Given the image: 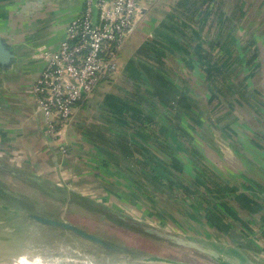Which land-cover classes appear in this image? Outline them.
Returning <instances> with one entry per match:
<instances>
[{"label": "crops", "instance_id": "crops-1", "mask_svg": "<svg viewBox=\"0 0 264 264\" xmlns=\"http://www.w3.org/2000/svg\"><path fill=\"white\" fill-rule=\"evenodd\" d=\"M82 6L0 0L16 55L0 70V171L215 240L228 264L264 257V0H140L115 74L75 108L61 152L30 85Z\"/></svg>", "mask_w": 264, "mask_h": 264}, {"label": "built area", "instance_id": "built-area-1", "mask_svg": "<svg viewBox=\"0 0 264 264\" xmlns=\"http://www.w3.org/2000/svg\"><path fill=\"white\" fill-rule=\"evenodd\" d=\"M140 0H83L65 25L55 49H41L43 65L30 85L44 116L48 139L67 151L63 133L75 118V108L118 68L119 54L140 17Z\"/></svg>", "mask_w": 264, "mask_h": 264}, {"label": "rangeland", "instance_id": "rangeland-1", "mask_svg": "<svg viewBox=\"0 0 264 264\" xmlns=\"http://www.w3.org/2000/svg\"><path fill=\"white\" fill-rule=\"evenodd\" d=\"M6 171L7 170H5V172ZM42 189L43 187L40 186L39 183H36L31 179H24L23 181V178L20 176H14L12 178L7 177L0 171V209L8 211L7 213L9 218L18 217L19 214L16 213V211L22 210L36 212L54 218L66 219L79 227L120 245L124 249L126 248L125 250H131L136 254H140L145 257H161L192 264H223L208 254L199 252L192 248L177 246L156 237H148L143 235L141 232H144V228L151 227L162 232H169V234H175L180 237L185 236L199 242H205L216 249H221L220 244L216 243L215 240L204 241L192 238L175 231L172 232L165 228L136 220L128 213L118 212L125 218L121 219L128 221L135 227L136 230H133L128 227H123L114 221L108 220L101 214V212H99L100 210L89 211L80 207H71L68 204L67 199L60 198L59 193L48 190L44 191ZM99 204L101 206L100 209L102 210H114L107 205H101V203ZM56 232L68 234L67 232L59 230H56ZM66 241L67 240L64 242L61 241L62 243H58L57 241L53 242L52 245L55 247V251L58 253H64L65 250H73V244H70L69 241L66 243ZM86 244L89 251L93 250L92 245L90 246V244ZM99 257L102 258L103 256ZM258 257L252 263L264 264V257Z\"/></svg>", "mask_w": 264, "mask_h": 264}, {"label": "bare ground", "instance_id": "bare-ground-1", "mask_svg": "<svg viewBox=\"0 0 264 264\" xmlns=\"http://www.w3.org/2000/svg\"><path fill=\"white\" fill-rule=\"evenodd\" d=\"M7 212L0 209V264H135L144 260L145 256L129 250L93 246L89 251L84 241L56 232L22 210L16 211L19 216L15 218H9ZM64 239L74 249L58 253L52 243L64 242Z\"/></svg>", "mask_w": 264, "mask_h": 264}, {"label": "water", "instance_id": "water-1", "mask_svg": "<svg viewBox=\"0 0 264 264\" xmlns=\"http://www.w3.org/2000/svg\"><path fill=\"white\" fill-rule=\"evenodd\" d=\"M41 1V0H39ZM57 1V0H53ZM16 62V55L14 47L11 43H9L5 37L0 35V70L6 71L11 70L14 68ZM28 217L32 218L36 222L50 227L55 230L64 231L68 234H71L78 239L88 243L92 246L97 248H104V249H115V250H125L120 245L105 239L99 235H96L93 232H90L78 225H75L69 222L66 219L61 218H54L46 215H42L36 212L24 211ZM119 218H124L120 213L114 212ZM125 219V218H124ZM144 233L154 236L156 238L162 239L168 243L175 244L177 246L192 248L199 252L208 254L209 256L217 259L223 264H228L224 262L220 256H223L221 251L205 242H199L195 239L187 238L185 236H177L175 234H169V232H162L159 230H155L151 227L144 228ZM135 264H192L183 261H177L172 259H166L161 257H144V260L141 262H136Z\"/></svg>", "mask_w": 264, "mask_h": 264}, {"label": "trees", "instance_id": "trees-1", "mask_svg": "<svg viewBox=\"0 0 264 264\" xmlns=\"http://www.w3.org/2000/svg\"><path fill=\"white\" fill-rule=\"evenodd\" d=\"M68 204L71 207H73V206L78 207V208L80 207V208L87 209L89 211H94V210L99 211L100 210L99 212H101V214L104 217H106L108 220L114 221V222L118 223L119 225H121L123 227H128L130 229L136 230L135 227L133 225H131L128 221L119 218L115 213H113L109 209H106V210L105 209L104 210L100 209L101 208L100 204H98V203L94 202L93 200H91L89 198H86L84 196H81V195L73 193V194H71L69 196ZM141 233H143V235H146L148 237L154 238V236L148 235V234H146L144 232H141Z\"/></svg>", "mask_w": 264, "mask_h": 264}]
</instances>
